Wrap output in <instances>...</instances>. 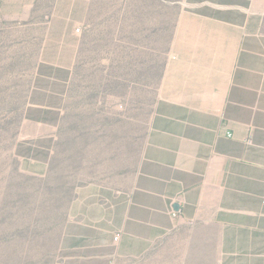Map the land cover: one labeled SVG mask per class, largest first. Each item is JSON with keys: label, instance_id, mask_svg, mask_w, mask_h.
I'll use <instances>...</instances> for the list:
<instances>
[{"label": "crops", "instance_id": "0c3cea01", "mask_svg": "<svg viewBox=\"0 0 264 264\" xmlns=\"http://www.w3.org/2000/svg\"><path fill=\"white\" fill-rule=\"evenodd\" d=\"M47 1L0 0V49L14 33L71 40L58 20L77 0ZM185 227L182 250L203 264H264V0H183L138 171L74 214L70 259H138Z\"/></svg>", "mask_w": 264, "mask_h": 264}, {"label": "rangeland", "instance_id": "374dc122", "mask_svg": "<svg viewBox=\"0 0 264 264\" xmlns=\"http://www.w3.org/2000/svg\"><path fill=\"white\" fill-rule=\"evenodd\" d=\"M182 2L77 0L76 17L58 20L73 27L71 40L44 46L14 33L0 49V264H76L74 214L130 187ZM182 235L187 227L108 264H203L182 250Z\"/></svg>", "mask_w": 264, "mask_h": 264}, {"label": "built area", "instance_id": "2783aa9c", "mask_svg": "<svg viewBox=\"0 0 264 264\" xmlns=\"http://www.w3.org/2000/svg\"><path fill=\"white\" fill-rule=\"evenodd\" d=\"M77 31L80 32V29H78ZM246 143H247V145L250 146V145H252V140H251V139H248V140L246 141ZM115 240H118V237H116Z\"/></svg>", "mask_w": 264, "mask_h": 264}, {"label": "water", "instance_id": "95a60500", "mask_svg": "<svg viewBox=\"0 0 264 264\" xmlns=\"http://www.w3.org/2000/svg\"><path fill=\"white\" fill-rule=\"evenodd\" d=\"M174 209L177 210V211L180 210V206H179V204H175V205H174Z\"/></svg>", "mask_w": 264, "mask_h": 264}]
</instances>
